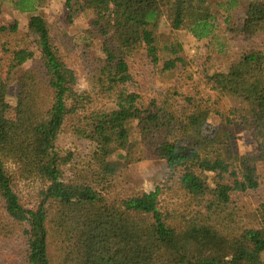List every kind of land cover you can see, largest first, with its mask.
I'll return each instance as SVG.
<instances>
[{"label":"trees","instance_id":"1","mask_svg":"<svg viewBox=\"0 0 264 264\" xmlns=\"http://www.w3.org/2000/svg\"><path fill=\"white\" fill-rule=\"evenodd\" d=\"M45 1L15 3L30 14L21 34L18 21L1 22L6 0H0V241L23 240L22 264H262L264 53H247L211 74L217 99L174 90L147 105L132 89L131 59L143 53L163 71L176 70L183 47L174 32L186 31L196 41L216 37L209 0H65L69 21L90 12L87 38L102 40L85 89L61 58L45 19L35 14ZM224 5L228 12L239 3ZM240 32H264V4H250ZM32 37L39 66L23 69L36 54ZM14 81L15 115L9 118ZM224 99L237 119L226 117L227 125L248 128L255 155L237 154L229 130L205 133L211 114L223 116ZM63 131L87 143L89 153L78 160L99 168L95 184L137 163L141 148L165 160L170 202L162 204L160 187L109 199L94 184L68 177L75 155L57 148ZM9 164L43 185L37 208L22 205Z\"/></svg>","mask_w":264,"mask_h":264},{"label":"rangeland","instance_id":"2","mask_svg":"<svg viewBox=\"0 0 264 264\" xmlns=\"http://www.w3.org/2000/svg\"><path fill=\"white\" fill-rule=\"evenodd\" d=\"M18 0H6L5 10L1 22L18 21L20 33H27L29 13L17 10L15 3ZM230 0H209L217 16V30L214 40L196 41L186 31H176L174 37L182 44L183 51L181 63L172 72L163 71L161 66L152 64L143 53L136 55L130 61V70L133 76L132 89L141 94L147 103L165 95L168 91L176 90L181 95H193L217 99L219 95L214 90L208 77L215 72L225 71L229 66L238 61L243 55L257 51L264 53V32L255 36H248L240 32L245 15L253 2L264 4V0H237L239 5L228 12L224 9V3ZM65 0H46L37 8L35 14L42 16L47 22L54 45L57 47L63 61L74 69L79 77V88L85 89L86 76L90 65L96 57L102 56V40H90L86 30L91 24L92 14L84 12L72 19L67 17ZM222 4L219 8L217 5ZM228 16V17H227ZM161 35H169L165 24L160 30ZM35 56L26 62L23 69H36L39 66V55L36 52L34 38L30 39ZM17 95V83L12 82L9 92L6 115L13 118L15 115V103ZM220 117L211 114L205 125V133L213 135L221 131L229 130L232 133V147L239 155H255L257 147L250 136L247 127L238 129L236 126L227 125L226 117L235 123L237 120L231 113L232 103L220 100ZM136 134L133 133L132 144H137ZM57 148L63 153L75 155L73 163L68 165L66 175L77 177L82 181L94 184L99 191L109 199H123L135 193L149 192L160 187L163 191L162 204L170 202V185L168 182L169 168L165 160L158 158L145 148L140 149V160L122 170L108 182L95 184L98 167H87L78 160L80 154L89 153L86 142L78 141L63 131L57 141ZM8 174L13 181V187L18 194L22 205L27 209H35L40 204V193L43 185L35 178L21 177L17 168L7 166ZM264 195V188H263ZM257 199V197H254ZM253 197L251 200H255ZM23 240L19 236L0 241V264H22L21 252ZM52 246L50 250L52 252ZM264 264V255L263 263Z\"/></svg>","mask_w":264,"mask_h":264}]
</instances>
